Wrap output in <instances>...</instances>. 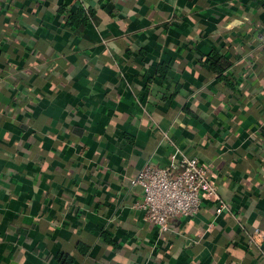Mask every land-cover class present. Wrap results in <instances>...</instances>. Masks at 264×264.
Returning a JSON list of instances; mask_svg holds the SVG:
<instances>
[{"label": "crops", "instance_id": "obj_1", "mask_svg": "<svg viewBox=\"0 0 264 264\" xmlns=\"http://www.w3.org/2000/svg\"><path fill=\"white\" fill-rule=\"evenodd\" d=\"M175 151L226 207L162 233L131 180ZM60 254L264 264V0H0V264Z\"/></svg>", "mask_w": 264, "mask_h": 264}, {"label": "built area", "instance_id": "obj_2", "mask_svg": "<svg viewBox=\"0 0 264 264\" xmlns=\"http://www.w3.org/2000/svg\"><path fill=\"white\" fill-rule=\"evenodd\" d=\"M211 172L210 165L201 163L196 156L178 155L176 151L167 164L145 163L131 180L142 189L141 199L132 206L162 233L168 230L171 216L197 215L203 200L218 201L216 211L220 212L226 205L219 201ZM255 234H261L260 230L250 235L251 242L257 240Z\"/></svg>", "mask_w": 264, "mask_h": 264}, {"label": "trees", "instance_id": "obj_3", "mask_svg": "<svg viewBox=\"0 0 264 264\" xmlns=\"http://www.w3.org/2000/svg\"><path fill=\"white\" fill-rule=\"evenodd\" d=\"M83 14V13H81ZM209 64L212 67V69H214L216 72L222 73L224 65H225V59L223 56H221L218 52H213L211 57H209ZM57 260L61 263V264H66L67 261L71 262L72 259L70 257V255L68 254H60L57 256Z\"/></svg>", "mask_w": 264, "mask_h": 264}]
</instances>
